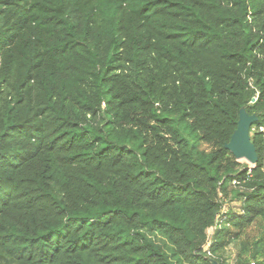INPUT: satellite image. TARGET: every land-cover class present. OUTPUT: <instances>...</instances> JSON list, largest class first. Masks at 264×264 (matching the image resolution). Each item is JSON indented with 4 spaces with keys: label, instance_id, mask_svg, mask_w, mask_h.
Instances as JSON below:
<instances>
[{
    "label": "trees",
    "instance_id": "trees-1",
    "mask_svg": "<svg viewBox=\"0 0 264 264\" xmlns=\"http://www.w3.org/2000/svg\"><path fill=\"white\" fill-rule=\"evenodd\" d=\"M213 260L264 264V0H0V264Z\"/></svg>",
    "mask_w": 264,
    "mask_h": 264
},
{
    "label": "water",
    "instance_id": "water-1",
    "mask_svg": "<svg viewBox=\"0 0 264 264\" xmlns=\"http://www.w3.org/2000/svg\"><path fill=\"white\" fill-rule=\"evenodd\" d=\"M256 101V97L252 99ZM258 120L256 114H250L245 108L240 110L238 126L232 134L229 142L225 147L236 157V159H245L251 164L258 161V153L255 144L251 139V126ZM213 264H219L217 260H213Z\"/></svg>",
    "mask_w": 264,
    "mask_h": 264
},
{
    "label": "rangeland",
    "instance_id": "rangeland-1",
    "mask_svg": "<svg viewBox=\"0 0 264 264\" xmlns=\"http://www.w3.org/2000/svg\"><path fill=\"white\" fill-rule=\"evenodd\" d=\"M242 160H245V159H242ZM247 163H249L247 160H245ZM250 165H253L251 163H249ZM228 204V206H225V209H224V212H226L228 210V208L232 207L234 209V211H237L238 210V203L237 202H226ZM226 204V205H227ZM225 214L224 215H221V217L219 218V222H220V219L222 218V220L225 219ZM213 230H210V233H212ZM235 252H236V247L232 244L228 249H227V252L226 254L228 255L229 257V261L230 263H232V260L234 258V255H235Z\"/></svg>",
    "mask_w": 264,
    "mask_h": 264
},
{
    "label": "built area",
    "instance_id": "built-area-1",
    "mask_svg": "<svg viewBox=\"0 0 264 264\" xmlns=\"http://www.w3.org/2000/svg\"><path fill=\"white\" fill-rule=\"evenodd\" d=\"M262 129V128H261ZM252 264H255V263H252Z\"/></svg>",
    "mask_w": 264,
    "mask_h": 264
}]
</instances>
